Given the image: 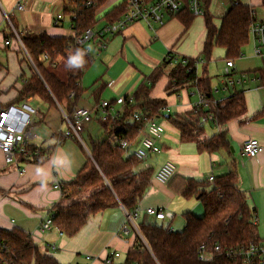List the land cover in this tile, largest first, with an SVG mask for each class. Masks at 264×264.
I'll return each mask as SVG.
<instances>
[{
    "label": "crops",
    "instance_id": "obj_1",
    "mask_svg": "<svg viewBox=\"0 0 264 264\" xmlns=\"http://www.w3.org/2000/svg\"><path fill=\"white\" fill-rule=\"evenodd\" d=\"M235 2L256 9V12L253 10L256 19L264 20L257 14L258 9H264V0H204L206 16L212 18L218 30L222 18ZM122 4L125 0H107L96 11L97 24L93 29L99 32L104 25L110 24L107 15ZM18 5L23 9L19 10ZM70 9V0H0V112L11 106L22 109V105L28 103L38 110L34 119L39 133L31 147L37 154L30 159L18 156L16 164H6L0 150V230L19 229L33 234L39 248L60 264H104L107 255L116 252L120 257L115 260L122 262L138 234L137 224L151 222L150 218H155L146 213L147 208L173 213L172 220L159 222H165L164 225H171L175 230L178 214L190 213L197 217L204 214L197 198L183 196L188 180L210 185V177L217 179L235 171L239 188L246 194L249 207L255 210L258 236L264 244V152L255 158H249L242 152L243 144L249 139L258 140L264 146V56H255L250 37L242 56L231 60L234 63L232 77L238 80L246 74L250 78L256 76L258 81L237 84L228 90L223 85L225 74L219 83H215L209 73V64H201L207 39L206 16L195 17L189 29L176 16H171L163 26L153 24L151 28L144 22H137L117 35L94 39L89 45L94 59L83 70L78 83L83 92L75 104V108H87L93 113L92 122L83 131L89 138L87 146L83 138L82 142L65 138L68 127L63 120L64 106L37 96L20 99L24 83L38 74V70L16 34L45 33L52 38L73 39L75 30L68 13ZM59 15L63 16L60 20ZM100 24L102 27L97 29ZM8 40L11 46L6 47ZM100 41L106 43V48L97 54L96 47ZM226 54L224 48L214 47L208 61L224 62L226 71ZM171 55L200 62L201 67H195L194 82L179 86L170 84L169 74L175 68ZM156 72L157 78L154 79ZM199 79L210 80V94L199 89ZM235 93H243L245 113L227 123H219L214 107ZM137 95L142 97V101L163 102L158 115H151L147 110L144 112L163 125L165 135L160 145L161 154L141 161L135 168L137 174L147 170L153 172L151 187L139 205L141 212L135 225L128 221L129 213L119 205L91 217L72 239L61 238L56 232L40 234L41 223L54 214L53 208L61 203L63 185L73 181L88 158L92 157L91 144L98 141L90 137L92 123L109 124V129L114 130L116 121L127 107L137 105ZM200 95L205 97L204 103L200 102ZM131 96L134 104L125 106V100ZM69 98L74 99L75 94ZM106 101L112 104V109L101 107ZM201 110L206 115L199 118L202 131L192 140H182L175 120H192L191 116L198 115ZM137 111L143 110L138 108L135 113ZM105 116L108 117L107 122H103ZM207 116L214 120L208 119L202 125V119ZM131 120L128 125L134 127L138 134L136 141H130L132 149H135L140 146L142 136ZM220 134H225L227 147L212 152L200 147ZM125 156L130 157L126 152ZM166 161L173 162L177 171L167 185H161L156 182L155 174ZM56 184L60 189L54 188ZM123 228L128 229L129 234H121ZM88 256L92 257L90 261L86 259Z\"/></svg>",
    "mask_w": 264,
    "mask_h": 264
},
{
    "label": "trees",
    "instance_id": "obj_2",
    "mask_svg": "<svg viewBox=\"0 0 264 264\" xmlns=\"http://www.w3.org/2000/svg\"><path fill=\"white\" fill-rule=\"evenodd\" d=\"M88 1H94V6L87 8ZM106 2L107 0H70L71 9L68 13L70 16L76 15L75 26L78 30L84 32L93 29L97 24L96 11ZM126 11L125 4L111 11L107 15L109 23L120 20V16ZM174 16L186 29L191 27L195 18L188 8ZM255 18L253 10L240 2H235L222 18L219 30L207 15V39L203 53L205 59H210L214 47L224 48L228 61L239 59L249 44V27ZM19 35L38 70V74L35 73L24 83L20 99L37 96L52 104L57 102L70 115L83 92L78 83L82 79L83 70L91 65L90 58L83 57L85 63L80 69L68 67L67 80L63 81L52 69L61 60L68 62L70 53L73 51L76 55L82 48H77L72 39L52 38L45 33ZM45 55L50 59L48 62L44 60ZM193 63L190 60L187 66H175L169 74L170 84L179 86L194 82L196 69ZM156 76L157 72L154 79ZM198 87L206 94L211 92L208 79H199ZM72 93L75 94L74 99L69 98ZM135 100L137 105L127 107L123 116L116 121V129H109V124L102 125L106 139L92 142V157L88 158L76 178L65 183L61 189V203L53 208L54 224L64 231L68 239L77 236L91 217L107 209L121 205L129 214H133L151 187L153 172L147 170L135 173V168L141 161L134 156H125V151L111 140L112 135L117 134L124 135L131 142L136 141L138 134L134 127L128 125L136 109L147 110L155 116L164 105L161 101H142V97L138 95ZM245 111L243 93H235L226 102L217 104L213 112L218 122L223 124L243 115ZM203 116L206 115L201 110L198 115L191 116L192 120H175L182 140H192L202 131L199 118ZM227 146L225 134L200 145L211 152ZM183 196L188 199L197 198L204 208V214L201 217L185 214V228L181 232L173 230L171 225L162 224L159 222L161 220H157L159 223L144 221L137 224L146 244L137 234L124 261L114 260L113 264H242L225 254L216 253L211 254L209 260L200 261L198 249L202 244L212 247L217 243L224 249H235L251 243L263 244L258 236L257 226L253 224L255 210L249 207L246 194L239 188L235 171L214 179L210 185L188 180ZM0 241L4 243L0 247V257L8 264H60L54 257L43 252L30 234L19 229L0 230Z\"/></svg>",
    "mask_w": 264,
    "mask_h": 264
},
{
    "label": "built area",
    "instance_id": "obj_3",
    "mask_svg": "<svg viewBox=\"0 0 264 264\" xmlns=\"http://www.w3.org/2000/svg\"><path fill=\"white\" fill-rule=\"evenodd\" d=\"M204 0H125L127 8L126 13L122 18L114 23L104 25L99 32L95 29H87L82 32L75 26L76 15H71L70 19L72 27L75 30V36L73 42L77 48H82L80 51L83 53V57H89L92 62L94 54L90 48V43L94 39L99 37L103 39L107 36H114L123 32L127 26L144 22L152 28L153 24L163 26L166 19L174 16L184 9H187L193 13L195 17H205L206 11L203 6ZM94 1H88L87 8L93 7ZM19 10L23 9V6H17ZM63 16L59 15L58 20ZM17 38L25 50L22 40L19 35ZM249 37L253 42L254 54L257 57L264 56V20H255L250 24ZM5 46H11V42L8 40L5 42ZM106 48V43L100 41L96 47V52L99 54ZM72 51L69 58L74 56ZM29 57V55H28ZM45 61H49L47 55L44 56ZM171 63L174 66H187L190 63L188 58H179L171 55ZM200 62L193 63L196 67ZM55 65V63H54ZM234 63L228 61L226 63L224 86L228 90L235 85L246 84L247 82H257L256 76L250 78L248 75L243 74L240 79H234L232 77V68ZM196 69V68H195ZM73 93L70 95L72 96ZM200 102H205V97L200 95ZM134 97H128L125 100V106L133 105ZM110 102H103L101 107L105 110L112 109ZM38 110L30 106L28 103L22 105V109L15 106H11L6 110L0 112V150L4 154L6 164H16L17 157L30 159L37 154L36 151L31 150L32 144L39 138V133L36 129L34 116H37ZM209 120H214L212 116H207L202 119L201 124H205ZM63 120L66 123L68 129L65 132V138H71L82 142L81 133L92 122L93 113L87 108L77 107L73 112L68 115L63 114ZM108 117H103V122H107ZM138 130V133L142 136L140 146L132 149L133 143L125 138L124 135L113 134L111 137L112 142L123 149L128 156H134L139 161H145L151 156L159 155L162 152L160 145L162 144L165 128L162 124H159L154 116L149 115L144 111H137L131 120ZM116 129V128H115ZM242 152L249 158H255L264 152V146L260 144L258 140L249 139L242 147ZM177 171L176 165L171 161L164 162L155 174V180L158 184L167 185L175 176ZM213 181L214 177H210ZM55 189H60L59 185L54 186ZM141 212V208L138 207L133 214H127L128 221L135 225V221ZM146 213L150 216H154L157 220H172L174 218L173 213L160 211L155 208H147ZM253 224L257 225V219L253 220ZM137 230V228L135 227ZM40 234L44 235L50 232H56V234L63 238L65 233L54 224V214L45 219L39 228ZM138 232V230H137ZM121 234H129V230L126 228L121 229ZM34 238L33 234H30ZM4 243L0 241V247H3ZM53 250L55 246H50ZM225 254L231 260L241 261L242 264H264V244L251 243L248 246L237 247L235 249H224L221 245L215 243L210 247L206 244H202L198 249V257L200 261H207L210 259L211 254ZM119 253H110L104 259V264H113L114 260L119 258ZM88 261L92 257L86 258ZM0 264H8L7 261L0 257Z\"/></svg>",
    "mask_w": 264,
    "mask_h": 264
},
{
    "label": "rangeland",
    "instance_id": "obj_4",
    "mask_svg": "<svg viewBox=\"0 0 264 264\" xmlns=\"http://www.w3.org/2000/svg\"><path fill=\"white\" fill-rule=\"evenodd\" d=\"M214 2H213V7H214ZM254 10V9H253ZM256 12V9L254 10ZM257 14L260 17H264V9H258ZM102 26L101 24L97 27V29H100ZM74 39V38H73ZM72 39V40H73ZM251 46V45H250ZM251 48V47H248ZM209 64V73L210 76L213 77V80L215 83H219L220 77H222L225 74V70L223 68L224 62L221 61H208L204 58V61L201 64ZM68 62L66 60H61L58 64V66L54 69H52L53 73L56 74L61 80L66 81L67 80V75H68V67H67ZM201 64H197V66H200ZM201 67V66H200ZM64 125V123H63ZM90 137L95 140L103 141L106 139V134L104 131V128L96 121L92 123L91 130H90ZM82 138L84 139V142L86 143L87 146H89V138H87L86 133H82ZM202 211V210H201ZM151 222H156L155 218H150ZM163 224H166L163 222ZM184 224H185V219L183 214H178L174 229L178 232H181L184 230ZM138 236L141 237L143 242L146 244L142 236L140 235L139 231L137 232Z\"/></svg>",
    "mask_w": 264,
    "mask_h": 264
},
{
    "label": "clouds",
    "instance_id": "obj_5",
    "mask_svg": "<svg viewBox=\"0 0 264 264\" xmlns=\"http://www.w3.org/2000/svg\"><path fill=\"white\" fill-rule=\"evenodd\" d=\"M84 63L85 61L83 59V53L77 51L76 55L69 58L67 67L80 69L83 67Z\"/></svg>",
    "mask_w": 264,
    "mask_h": 264
}]
</instances>
